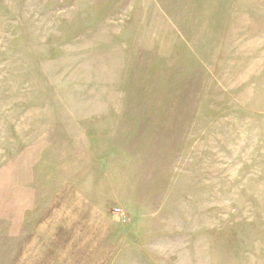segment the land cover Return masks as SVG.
<instances>
[{
    "label": "rangeland",
    "instance_id": "374dc122",
    "mask_svg": "<svg viewBox=\"0 0 264 264\" xmlns=\"http://www.w3.org/2000/svg\"><path fill=\"white\" fill-rule=\"evenodd\" d=\"M0 264H264V0H0Z\"/></svg>",
    "mask_w": 264,
    "mask_h": 264
}]
</instances>
